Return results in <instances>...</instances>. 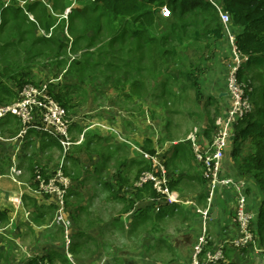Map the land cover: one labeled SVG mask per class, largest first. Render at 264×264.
Segmentation results:
<instances>
[{"label":"crops","instance_id":"0c3cea01","mask_svg":"<svg viewBox=\"0 0 264 264\" xmlns=\"http://www.w3.org/2000/svg\"><path fill=\"white\" fill-rule=\"evenodd\" d=\"M89 1L82 0L81 3ZM47 8L52 10L49 6ZM159 27L160 31L163 30V23ZM232 29L236 34L242 30L234 24ZM50 32L63 40L54 27ZM34 34L41 36V30L36 29ZM208 44L192 78L194 87H182L174 101L179 104L176 106L171 102L170 110L165 111L168 116L162 111L160 135L156 134L153 114V109H159V105L131 97L114 78L82 81L62 66L54 65L52 59L44 66L41 59L26 63L24 55L10 54L12 59L9 61L20 64L23 69L17 73L7 68L3 72L1 87L11 92L12 97L2 95L0 102H10L17 97L21 84L27 80H45L53 97L72 117L70 133L75 143L68 160L64 161L63 171L71 180L66 203L73 226L72 241L66 249L62 228L52 223L53 202L49 196L36 192V187L30 183L36 166L46 176L54 173L61 157L58 141L33 129L20 136L19 119L13 115L4 117L0 120V135L6 138L0 140V213L6 216V220L0 221V264H42L49 261L51 251L65 260L53 257L50 264L189 263L201 232V217L194 208L162 203L155 196L143 195L127 209L128 201L133 197L121 194L120 190L132 192L134 178L150 165L147 155L163 150L168 158L166 167L169 182L174 185L172 190L179 197L192 198L201 207L206 205L202 170L194 160L187 137L196 133L200 147H206L216 120L226 113L230 103L226 89L228 41L222 36L209 38ZM251 57L255 58L254 65H247L246 72L249 71L254 83L250 92L253 96L264 88V81H258L260 77L264 78V74L262 71L254 78V66L261 65L256 62L257 56ZM243 74L244 71L241 77ZM186 92L191 93L189 98L193 99L194 108L182 109V112L178 106H181V95ZM125 101L130 102L129 108L123 106ZM98 102L111 106L110 122L87 119L97 109ZM192 119L195 122L198 119V127L187 132ZM241 123L243 126L244 120ZM179 124L181 128L177 129ZM239 129L238 125L235 135L228 141L222 172L245 181L249 206L255 214L257 241L246 249L227 246L220 264H264V190L254 173L246 172L240 166L250 152V141L240 140L237 136ZM122 139L129 141L130 146ZM12 165L21 170L16 178L10 176ZM10 198L19 199V202ZM233 211L231 192L218 188L211 212L215 216L210 215L208 220L211 246L215 247L237 233ZM128 237L130 243L125 240ZM90 242H95L96 247H89Z\"/></svg>","mask_w":264,"mask_h":264},{"label":"trees","instance_id":"16d2710c","mask_svg":"<svg viewBox=\"0 0 264 264\" xmlns=\"http://www.w3.org/2000/svg\"><path fill=\"white\" fill-rule=\"evenodd\" d=\"M221 3L230 14L232 24L242 28L241 32L236 34L237 48L250 57L257 56L256 62L263 67L264 72V0H221ZM35 6L34 3L26 8L31 9ZM163 6L169 11L168 17L160 15ZM59 8L62 10L63 5L61 4ZM6 9L12 10L11 7H3L0 8L1 13ZM17 11L19 7L14 8L13 16H16ZM74 13L75 18L81 19L85 27H82L80 32L76 31V27H70L71 33H74L72 41H69L70 47L69 42L58 39L55 33L51 34L50 15L45 8L42 9V18L45 20V27L42 28L47 31L48 36L35 35L37 27L32 22L29 30L22 31L21 28L18 30L17 27H13L8 39L0 41V79L4 77L3 72L7 68L11 71L16 70L17 73L23 69L20 64L6 59L9 53L24 55L26 63L35 59H41L42 62L52 59L54 65L62 66L68 73L82 81L100 77L104 81L114 78L131 97L151 102L154 98H162L167 92L170 80L173 82L170 76L175 78V75L169 74L168 64L181 60L182 51L190 46L205 49L209 46L208 42L203 44L205 39L222 37V25L217 12L204 0H94L80 9H74ZM104 18L107 22L105 25L102 24ZM161 23L164 29L160 31ZM103 33L107 36L106 41L99 37ZM95 42L98 43L96 47ZM20 43L24 45L20 47ZM70 50L75 53L81 52L80 56L70 61L68 59ZM183 58L185 61L188 59L186 56ZM202 59L203 55L197 62H201ZM175 71L176 68L171 73ZM177 71L181 73L183 80L188 82L189 87H194L192 71L186 68H179ZM24 83L26 81L22 84ZM1 85L0 83V99L3 98L2 95L12 97V93L3 90ZM261 99L262 102L256 104L254 113L252 110L244 119V125L238 130L237 136L242 141H250V152L240 166L246 172H253L264 190V88ZM167 159L165 158L166 162ZM150 169L151 161L148 167L138 173L135 180L142 171ZM30 183L37 187L34 170ZM168 184L171 189L174 188L173 183L168 181ZM131 189L132 192L129 193L120 190L121 194L133 197L128 201L127 209L133 205L135 199L143 195L158 198L151 182L139 187L132 186ZM158 200L165 203L160 198ZM1 220H6L3 213H0ZM53 257L65 260L61 255L51 251L49 258ZM50 259L47 258L49 261Z\"/></svg>","mask_w":264,"mask_h":264},{"label":"built area","instance_id":"2783aa9c","mask_svg":"<svg viewBox=\"0 0 264 264\" xmlns=\"http://www.w3.org/2000/svg\"><path fill=\"white\" fill-rule=\"evenodd\" d=\"M70 0L66 13L78 7ZM216 10L222 25V36L229 44V65L226 77V89L230 103L226 113L216 120L211 138L206 147H200L196 133L192 132L187 139L190 141L194 160L200 165L205 181L206 205L199 206L192 198L179 197L168 184L165 155L163 150H155L147 155L151 161V169L142 171L135 180L134 186H142L151 182L158 198L165 203H177L193 207L201 217V232L193 246L190 261L187 264H220L224 259L227 246L235 249H246L257 241L255 233V214L249 206V194L243 179L229 177L222 172V161L228 141L235 135V129L253 110L240 73L243 66L249 61V56L241 52L235 43L236 32L232 29L231 16L218 0H204ZM162 17H168L169 11L165 6L160 9ZM71 39V37H69ZM70 44V42H69ZM249 93V91H248ZM8 115L16 116L23 136L29 130H37L56 139L61 147V157L57 168L50 176H45L40 167H34V181L37 187L34 190L50 197L55 207L52 223L60 226L63 231L65 248L68 249L72 241V219L67 208V197L71 186L68 175L63 171L64 161L69 155L75 141L70 133L72 119L66 109L53 97L48 84L44 81L39 85L26 82L18 90L15 100L7 104L0 103V120ZM6 138L0 135V140ZM129 146V141L122 139ZM21 173L15 165L11 166L10 176L16 178ZM218 188L229 190L233 196V220L237 233L227 241L217 246H211L212 237L208 231V220L212 212L216 191ZM12 201L19 199L10 198ZM67 255L71 257L67 251ZM42 264H50L45 261Z\"/></svg>","mask_w":264,"mask_h":264},{"label":"rangeland","instance_id":"374dc122","mask_svg":"<svg viewBox=\"0 0 264 264\" xmlns=\"http://www.w3.org/2000/svg\"><path fill=\"white\" fill-rule=\"evenodd\" d=\"M82 0H79L78 3L76 2L75 4L77 5H81ZM84 2V0H83ZM36 4V6L34 8H26L28 5H32V4ZM63 5V9L60 10L59 7H61V4ZM88 3H93V0H90ZM70 4V0H16L15 2L13 0H0V8L3 7H11V9H6L5 11H3L1 13L0 11V41L4 42L8 39V35L10 33V31H12L14 28L13 27H17V29L19 30L21 28L22 31L25 30H29V27L31 26V22L36 24L37 30H41V35H46L47 34L43 31L42 27H45V20L42 18V9L45 8L47 10L48 15H50V25L51 27H54L55 32L57 33V35H62V38L64 40V42L68 43L69 41H72V39H70L69 37L74 36V33H71L70 27H76V31L80 32L82 27L84 26V23L81 21V19L79 18H75V13H74V9L72 8L70 12L66 13V7ZM86 4H82V6H84ZM45 6V7H44ZM47 6H49L52 10L50 11V9L47 8ZM19 7V11H17L16 16H13V11L14 8ZM54 10V13H52V11ZM90 14V13H89ZM106 19L104 18L102 20V24H106ZM42 28V29H40ZM17 33H21V32H17ZM22 34V33H21ZM20 34V35H21ZM31 36V35H30ZM27 36V37H30ZM100 39H102L103 41H106L107 36L105 35V33L99 35ZM73 38V37H72ZM59 39V38H58ZM208 42V40H204L203 44H206ZM24 43H20V47L23 46ZM98 45L97 42L94 43V47H96ZM70 47V44H69ZM206 47L205 49H196L193 46H190L189 48H187L186 50L182 51V59L181 60H175L172 61L171 63L168 64L167 70L170 72L169 74H173L175 75V78H172V76H170L171 79H173V82L170 80V84L167 86V92H165L162 96V98H154V102H156V105L158 104L159 109L158 108H154L153 109V114H154V118H155V129H156V134L160 135V131H159V125H160V120L162 117V111L165 112L166 110H170V107L172 105L176 106L179 104V101L174 102L175 101V97L178 96L180 94V91L182 89V87L186 86L188 87V82H185L182 78L181 73L179 74V72L177 71V69H182V68H186L189 71H192L191 76L194 77L195 71L198 70V67L200 65V62H197V59L200 56H204V54L207 51ZM81 52H73V51H69L68 54V59L71 61L75 58H78L80 56ZM9 53L7 58L8 60L12 59L13 54ZM16 57H19L18 55H14ZM183 56H186L188 59L185 61ZM254 61L255 58L251 57L250 61L248 63H246L243 68L242 71H244V74L241 77V73H240V81L244 83L245 88L247 90V95L249 97L250 103L253 106H256V104L260 103L261 101V92L259 94H254L253 96L250 94L251 90L253 89L254 83L252 81V78L250 76L249 71L246 72L247 70V65H249L250 67H252L254 65ZM46 63H49V60H44L42 62V64H44V66H46ZM197 66V68H195ZM262 67V66H261ZM260 66L256 65L253 68V76L255 78V75L259 74L260 72L263 71V67L261 68ZM176 71L174 73H171L175 70ZM241 71V72H242ZM264 74V72H263ZM148 75V74H145ZM264 81L263 77H260L258 79V81ZM45 81V80H44ZM26 82H29L26 81ZM260 82V84H261ZM29 83H33L35 85H39L40 83H42V81H30ZM190 90V88H189ZM249 91V93H248ZM189 95H191V93L186 92L183 93L181 95L182 97V102H181V106H178L179 111L184 112V110H188V109H193L194 105H193V99H191V97L189 98ZM73 97V96H71ZM16 97H14V99H12L10 102H12L13 100H15ZM10 102H6L3 104H7ZM173 102L172 105H170V103ZM1 103V102H0ZM60 103V102H59ZM74 103H76V101H74ZM99 103V102H98ZM97 103V109L95 110V112L91 113L90 115H88L89 117L87 118L88 120H91L93 122V120H101L104 122H110L111 121V114L112 112H110V108L111 106H108L107 103L101 104L99 103L98 105ZM2 104V103H1ZM61 104V103H60ZM154 104V103H153ZM123 106L125 108H129L130 106V102H124ZM108 107V108H107ZM184 109V110H182ZM165 116H168V112L164 113ZM70 119H72L71 115L68 113ZM182 115V114H181ZM197 116V114H195ZM106 119V120H105ZM179 121H181V118H179ZM197 122L193 121V119L191 120V125L188 128L187 132L194 126H196V128L198 127V119L196 120ZM242 123H239L240 128L242 127L241 125ZM181 125L179 124L177 129H180ZM90 138V136L88 137ZM86 138V139H88ZM128 145V144H127ZM129 146V145H128ZM227 147V146H226ZM159 148V147H158ZM165 148V152L167 153V148L164 145ZM167 157V154L165 155V158ZM59 162V161H58ZM166 162V161H165ZM57 168V167H56ZM167 169V168H166ZM56 170V169H55ZM51 175V174H50ZM167 178L169 180L168 174H167ZM135 183V178L134 181L132 183V185H134ZM130 237V236H129ZM126 238L125 240L127 241V243H130V239ZM96 247L95 242H90V246L89 247ZM113 246H114V242H113ZM130 261L129 258H126ZM159 264V263H156Z\"/></svg>","mask_w":264,"mask_h":264},{"label":"water","instance_id":"95a60500","mask_svg":"<svg viewBox=\"0 0 264 264\" xmlns=\"http://www.w3.org/2000/svg\"><path fill=\"white\" fill-rule=\"evenodd\" d=\"M215 213H213L212 215H211V217H214L215 215H214Z\"/></svg>","mask_w":264,"mask_h":264},{"label":"clouds","instance_id":"9594fccd","mask_svg":"<svg viewBox=\"0 0 264 264\" xmlns=\"http://www.w3.org/2000/svg\"><path fill=\"white\" fill-rule=\"evenodd\" d=\"M250 57V56H249Z\"/></svg>","mask_w":264,"mask_h":264}]
</instances>
